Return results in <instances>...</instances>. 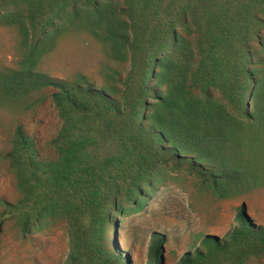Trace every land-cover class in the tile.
<instances>
[{"label":"trees","instance_id":"16d2710c","mask_svg":"<svg viewBox=\"0 0 264 264\" xmlns=\"http://www.w3.org/2000/svg\"><path fill=\"white\" fill-rule=\"evenodd\" d=\"M74 22L101 41L100 85L39 67ZM1 26L21 36V57L0 63L1 110L50 98L60 126L55 153L42 156L15 125L4 157L20 196L0 226L17 215L26 233L62 212L66 264H125L109 242L110 212L158 162L187 167L219 199L264 188V0H0ZM234 217L221 237L197 233L179 264H264V223L242 207ZM163 239L151 235L145 264H161Z\"/></svg>","mask_w":264,"mask_h":264},{"label":"rangeland","instance_id":"374dc122","mask_svg":"<svg viewBox=\"0 0 264 264\" xmlns=\"http://www.w3.org/2000/svg\"><path fill=\"white\" fill-rule=\"evenodd\" d=\"M92 33L87 27L77 29L75 22L68 25L41 53L39 67L59 78H73L83 72L100 85L105 71L101 69L104 49ZM20 37L17 29L0 27V63L12 65L21 57ZM214 95L218 98L217 93ZM18 104L13 116L0 106V212L6 203L15 202L20 196L4 157L15 125L20 124L34 138L42 156L55 153L50 140L60 126L50 98L26 109L23 103ZM240 207L252 221L264 223V188L219 199L208 182L187 167L158 162L140 182V192L133 193L130 201H122L118 210H111V222L107 224L109 242L128 257L125 264H145L151 235L159 234L164 238L161 264H179L180 256L190 250L197 233L221 237L235 224L234 216ZM18 220L17 215L5 214L1 223L0 264H66L70 236L64 213L40 216L41 221L26 233ZM259 262L260 259H253L249 264Z\"/></svg>","mask_w":264,"mask_h":264}]
</instances>
